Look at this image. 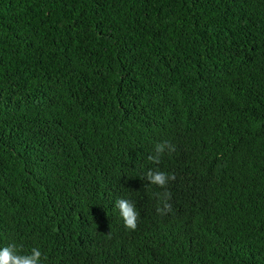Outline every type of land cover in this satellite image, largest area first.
Instances as JSON below:
<instances>
[{"label":"trees","instance_id":"1","mask_svg":"<svg viewBox=\"0 0 264 264\" xmlns=\"http://www.w3.org/2000/svg\"><path fill=\"white\" fill-rule=\"evenodd\" d=\"M10 244L42 264H264V0H0Z\"/></svg>","mask_w":264,"mask_h":264},{"label":"clouds","instance_id":"2","mask_svg":"<svg viewBox=\"0 0 264 264\" xmlns=\"http://www.w3.org/2000/svg\"><path fill=\"white\" fill-rule=\"evenodd\" d=\"M169 153L175 151V146L168 142H162L155 145V154H150L148 159L155 164H159L161 155L165 150ZM174 174H168L159 169H149L145 175V179L152 185L160 188H166L170 180H175ZM162 203V207L157 208L160 215H164L171 210V193L164 191L156 193ZM116 207L119 209L120 216L123 218L124 225L129 230H135L139 218V211L133 201L127 198H119L116 200ZM0 264H42V252L39 248H32L30 254H19L17 246L10 244L0 249Z\"/></svg>","mask_w":264,"mask_h":264}]
</instances>
